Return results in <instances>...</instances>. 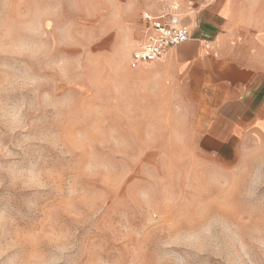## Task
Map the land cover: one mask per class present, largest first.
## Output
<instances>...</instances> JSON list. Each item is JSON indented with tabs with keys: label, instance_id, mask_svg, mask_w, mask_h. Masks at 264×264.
<instances>
[{
	"label": "rangeland",
	"instance_id": "374dc122",
	"mask_svg": "<svg viewBox=\"0 0 264 264\" xmlns=\"http://www.w3.org/2000/svg\"><path fill=\"white\" fill-rule=\"evenodd\" d=\"M128 6L0 0V264H264V125L209 149Z\"/></svg>",
	"mask_w": 264,
	"mask_h": 264
},
{
	"label": "crops",
	"instance_id": "0c3cea01",
	"mask_svg": "<svg viewBox=\"0 0 264 264\" xmlns=\"http://www.w3.org/2000/svg\"><path fill=\"white\" fill-rule=\"evenodd\" d=\"M127 3L140 20L145 11H170L188 26L190 39L168 49L164 58L170 69L184 70L190 86L210 95L203 116L209 121L202 130L209 149H234L228 143L235 137L238 141L241 133L264 125V19L258 0Z\"/></svg>",
	"mask_w": 264,
	"mask_h": 264
},
{
	"label": "built area",
	"instance_id": "2783aa9c",
	"mask_svg": "<svg viewBox=\"0 0 264 264\" xmlns=\"http://www.w3.org/2000/svg\"><path fill=\"white\" fill-rule=\"evenodd\" d=\"M141 37L131 52V66L147 64L161 59L168 49L190 39V31L177 14L164 11L141 15Z\"/></svg>",
	"mask_w": 264,
	"mask_h": 264
}]
</instances>
